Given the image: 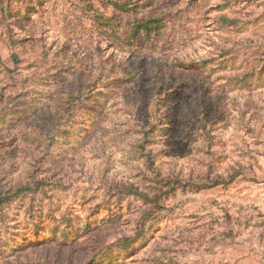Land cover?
I'll use <instances>...</instances> for the list:
<instances>
[{
  "label": "rangeland",
  "instance_id": "374dc122",
  "mask_svg": "<svg viewBox=\"0 0 264 264\" xmlns=\"http://www.w3.org/2000/svg\"><path fill=\"white\" fill-rule=\"evenodd\" d=\"M157 87L191 89L172 102L203 88L227 126L191 146L156 135L164 177L190 152L195 181L118 245L131 208L136 221L155 205L105 198L90 149L133 127L128 106ZM34 176L0 195V264H84L103 244L90 264H264V0H0V191Z\"/></svg>",
  "mask_w": 264,
  "mask_h": 264
},
{
  "label": "trees",
  "instance_id": "16d2710c",
  "mask_svg": "<svg viewBox=\"0 0 264 264\" xmlns=\"http://www.w3.org/2000/svg\"><path fill=\"white\" fill-rule=\"evenodd\" d=\"M177 90L178 94L183 95H187L191 91V89L184 88L157 87L150 90V99H148V103L142 99L143 97H139L134 101L132 100V105L128 104V107H132L135 110L134 119L130 121L133 123V127L121 132L117 130L120 128L119 123L115 131H111L107 134L99 133L96 135L97 137L94 147L90 149V151H92V161H102L101 164L105 162V166L101 171L99 170L98 173V180L100 181L99 185L104 187L99 189H103L104 194H106L105 198L110 200V197L115 198V196H117L121 210L123 208L122 204L127 198H132L145 205H155L154 212H152V210H144L143 213L142 211L138 213L139 220L136 221L132 218L135 215V211L131 208L129 216L132 222L131 226H134L135 232H133V235L130 234L131 236L125 234L121 236L117 235V237L115 236L118 245L136 240L140 232L137 229L140 228L139 222L141 219L155 215L159 209L164 210L163 204L167 201L165 197L168 196V190L170 192H175L176 188H179V186L186 188L193 185V182L195 181V167L192 163L193 160L191 159L190 152H184L181 156H174L175 158L181 157V159H184L183 161H186L185 165H187V168L183 167L181 170H172V174H168L167 177H164L163 171H161L160 165L157 161V156H155L152 150H149L151 141H157L156 135L162 133L161 136H171V138L181 139L184 144L191 146L192 144L197 143L200 134H207L215 125L227 126L223 118H213V116L210 115V101H208L207 95L203 92V88L200 89V92H198L196 96L194 95L196 97L194 99L187 98L181 102H172L173 97L177 95ZM192 94H194V92H192ZM130 97L132 96L127 97L128 100H130ZM167 109H171V116L165 113ZM146 110L148 115L142 116V111ZM217 110L218 109L215 111ZM247 111L248 108L244 107L242 112H240L241 120H238L241 124L240 130L243 131H250V128L244 121ZM214 113L216 114L217 112ZM149 115H152L154 122H151V116L149 117ZM108 124L111 126L112 122H108ZM160 126H162V128L159 131ZM168 129L171 130L168 132ZM176 131L178 136L174 134ZM115 151L120 153V160L122 161L121 165H123L126 170V176H124L119 182L110 177L115 164ZM168 153L169 155H172L179 152L177 149H171ZM32 161H34V158ZM82 162L84 161H81V163ZM37 164L38 161L34 162V165L31 167L34 168ZM208 167V169H210V166ZM83 169L84 168H81V171L84 174ZM188 170V173L190 174L188 175V178H184L182 175ZM93 175L95 176V174ZM29 181L30 178L22 184L13 186L8 192L0 191V195L5 194L6 197H9L14 193L18 195L23 193V189H28L29 186L30 191H33L40 185L39 182L35 181V176L30 184H28ZM210 185L216 187L218 184L210 183ZM5 201L6 200L1 199L0 204L2 205ZM119 220L120 219H116L111 222L115 224ZM124 224L125 227H130L129 221ZM72 245L73 243L70 244V246ZM104 246L105 244L100 245L96 250L91 251V253H94L92 258L84 262V264H90L92 261L94 262L98 255L102 253ZM136 254L138 253L133 250V255L127 257L125 260L135 257ZM153 254L157 255V252H153ZM108 263L111 262L108 261Z\"/></svg>",
  "mask_w": 264,
  "mask_h": 264
}]
</instances>
